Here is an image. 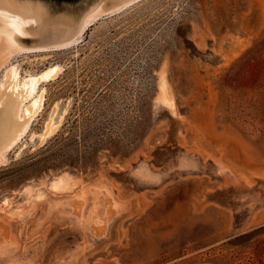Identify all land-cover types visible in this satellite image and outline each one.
<instances>
[{
  "label": "rangeland",
  "instance_id": "rangeland-1",
  "mask_svg": "<svg viewBox=\"0 0 264 264\" xmlns=\"http://www.w3.org/2000/svg\"><path fill=\"white\" fill-rule=\"evenodd\" d=\"M11 57L0 84L62 70L0 166V264H264V0H142Z\"/></svg>",
  "mask_w": 264,
  "mask_h": 264
},
{
  "label": "water",
  "instance_id": "water-1",
  "mask_svg": "<svg viewBox=\"0 0 264 264\" xmlns=\"http://www.w3.org/2000/svg\"><path fill=\"white\" fill-rule=\"evenodd\" d=\"M102 0H0V66L14 53L24 49L55 47L74 41L87 15ZM60 68H51L15 86L12 70L6 71L0 85L1 151L36 110L34 100L25 118H16L17 106L33 91L40 79L56 77Z\"/></svg>",
  "mask_w": 264,
  "mask_h": 264
},
{
  "label": "bare ground",
  "instance_id": "bare-ground-1",
  "mask_svg": "<svg viewBox=\"0 0 264 264\" xmlns=\"http://www.w3.org/2000/svg\"><path fill=\"white\" fill-rule=\"evenodd\" d=\"M140 1H142V0H102L87 15V17L85 18V20H84L76 38L74 39V41H71V42H68L65 44H61V45H58L55 47L33 48V49H24V50L25 51L26 50H52V49L59 50V49H66V48L73 47V46L79 44L80 42H82L86 32L90 28L95 26L96 23H98L100 20H102L105 17L120 14V13L126 11L127 9L131 8L133 5L137 4ZM24 50L17 51L16 53H18V52L21 53V51H24ZM10 57L8 58L9 60H10ZM8 59L1 66L5 65V63L8 62ZM9 68L12 70L13 76L15 78L16 88L20 89L21 85H23L25 82H27L28 80H30L32 78L39 76L41 73L47 71L48 69H51V68L62 69V66L60 64H54V65L46 67L41 72H37V73L29 72V73H26L24 76L21 77L19 68L16 65H10L6 68L5 73H4V77H5L6 71ZM60 72L61 71L57 72L56 76ZM48 80H50V79L38 80L33 91L31 92V94L28 95L24 100L20 101V103L18 104L17 112H16V118L18 121H22L25 118V112L30 110V106H31L32 102L34 100H36L39 103L36 110L28 117V119L25 121V123L19 129V131L16 134V136L14 137V139L1 151V156L4 160V162L0 158V166L4 165L7 162V153L10 150L14 149L17 146V144L19 142H21V140L27 135V133H29L30 124H31L32 120L34 119V117L42 109L43 104H44V100H45V90L46 89L43 86L40 87L39 85L41 84V82L48 81ZM2 82H1V84H2ZM157 100L161 105H165L171 109L175 108V100L169 91L168 82H167L164 74L160 75L159 93L157 96ZM61 120H62V117L59 118L58 120H55V116H53V115H51L48 118V120L46 121V123L44 125L43 131L40 134L41 142L45 141L49 136H51L56 131ZM72 186H73V183L71 182L69 175L61 174V175H55V176L51 177L49 179V181L47 182L46 189L49 191L55 192V193H65L68 190L70 191ZM22 193L27 195L28 197H34V198H40L42 196V191H38V190L35 191V189H33L31 187V185L25 186ZM101 227L103 228V226H101Z\"/></svg>",
  "mask_w": 264,
  "mask_h": 264
},
{
  "label": "crops",
  "instance_id": "crops-1",
  "mask_svg": "<svg viewBox=\"0 0 264 264\" xmlns=\"http://www.w3.org/2000/svg\"><path fill=\"white\" fill-rule=\"evenodd\" d=\"M137 170H138V173L140 175H144V176L147 175L149 172L150 173L152 172L150 167L146 168L144 166H141V167L137 168ZM139 174H137V175H139Z\"/></svg>",
  "mask_w": 264,
  "mask_h": 264
}]
</instances>
